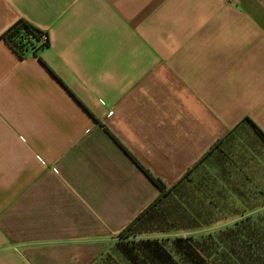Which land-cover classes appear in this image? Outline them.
Masks as SVG:
<instances>
[{
	"label": "crops",
	"instance_id": "1",
	"mask_svg": "<svg viewBox=\"0 0 264 264\" xmlns=\"http://www.w3.org/2000/svg\"><path fill=\"white\" fill-rule=\"evenodd\" d=\"M20 19L50 46L20 57L3 37ZM256 126L264 0H0V264L112 250L160 195L117 141L188 218L264 207Z\"/></svg>",
	"mask_w": 264,
	"mask_h": 264
},
{
	"label": "rangeland",
	"instance_id": "2",
	"mask_svg": "<svg viewBox=\"0 0 264 264\" xmlns=\"http://www.w3.org/2000/svg\"><path fill=\"white\" fill-rule=\"evenodd\" d=\"M190 179H194V175L185 178L175 190V193L179 194L177 198L184 203L185 200L189 202L190 199L198 196L194 184L191 186ZM214 202L218 203L217 201ZM176 203V201L164 202L156 208L157 210L141 220L129 232L130 234L128 233L129 237L116 242L110 255L103 259L104 261L107 260L106 264H126L124 262L126 259L121 253V243L133 242L136 245L148 240L159 241L168 249L172 248L174 254H177L174 250L175 244L183 245L186 243L190 245L193 248L190 251L191 257H189V261L187 257L184 258L185 261H182V264H264V258L255 256V249L257 248L253 246L252 249H249L248 245L244 246L241 242L242 237L235 231V229L243 230L241 223L246 221L245 237L251 235L255 229L263 237V206L234 208L231 200H229L227 207L216 208L206 201L204 207L199 209L200 212L198 211L195 217L188 218L182 211V207ZM260 203L262 201H257L254 204ZM249 220L253 225L251 227H249ZM246 240L249 244H253L255 241L254 238H246Z\"/></svg>",
	"mask_w": 264,
	"mask_h": 264
},
{
	"label": "trees",
	"instance_id": "3",
	"mask_svg": "<svg viewBox=\"0 0 264 264\" xmlns=\"http://www.w3.org/2000/svg\"><path fill=\"white\" fill-rule=\"evenodd\" d=\"M6 42L19 54L20 57H26L30 52L37 53L40 49L49 47L50 46V38L48 34L38 28L33 23L25 20L20 19L17 21L12 27H10L3 35ZM66 85V84H65ZM256 132L260 136V138L264 141V132L259 128L255 127ZM117 140V138H116ZM120 146L127 152V154L131 157V159L137 163V165L143 170V172L147 175V177L159 188L160 195L159 197L150 205V207L142 213L133 223H131L122 233H121V240L126 239L129 237V232H131L141 220H143L146 216L150 213L157 210L156 208L161 205L164 200L168 197V195L172 192L173 188L169 187L163 180L155 177L152 173H150L119 141H117ZM222 141H218L215 145L211 148L212 150L216 149V147ZM192 172L189 171L186 176H188ZM186 176L184 178H186ZM184 180V179H183ZM178 211V209H176ZM251 219V218H248ZM249 227L253 226L251 220H249ZM246 221H243L241 224V229L235 231L241 236V242L244 246L248 245L249 249H252L253 246L255 249V256L257 255L259 258H264V236H260L258 230L255 229L251 235L245 237L246 232ZM245 225V226H244ZM129 233V234H128ZM247 239L254 238L255 241L253 244H249ZM181 239V238H180ZM182 240V239H181ZM260 240V241H259ZM132 243V244H131ZM121 243L122 247V255L126 259L124 262L126 264H182L184 262V258L187 257L189 261L190 251L193 249L190 245L184 243L183 245L175 244L174 250L177 254H174L173 249H168L166 245H163L157 240H148L142 241L140 243ZM113 250V248H112ZM111 250V251H112ZM106 253L103 255L95 264H106L107 260L105 257L110 255ZM175 256H179L181 258L177 259ZM254 256V255H250ZM118 262V261H117ZM117 264V263H116Z\"/></svg>",
	"mask_w": 264,
	"mask_h": 264
}]
</instances>
